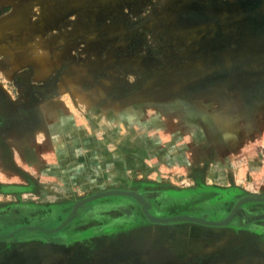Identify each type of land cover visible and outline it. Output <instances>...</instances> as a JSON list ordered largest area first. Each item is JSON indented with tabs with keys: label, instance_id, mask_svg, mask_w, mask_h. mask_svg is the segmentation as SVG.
Instances as JSON below:
<instances>
[{
	"label": "rangeland",
	"instance_id": "374dc122",
	"mask_svg": "<svg viewBox=\"0 0 264 264\" xmlns=\"http://www.w3.org/2000/svg\"><path fill=\"white\" fill-rule=\"evenodd\" d=\"M0 119V264H264V0H0Z\"/></svg>",
	"mask_w": 264,
	"mask_h": 264
},
{
	"label": "water",
	"instance_id": "95a60500",
	"mask_svg": "<svg viewBox=\"0 0 264 264\" xmlns=\"http://www.w3.org/2000/svg\"><path fill=\"white\" fill-rule=\"evenodd\" d=\"M110 195H123V196H131L136 198L143 206V212L145 214V216L148 218V220H150L151 222H156V223H166L170 220L172 221H187V222H192V223H197V224H201V225H207V226H215V227H220V226H224L226 225L237 213V209L240 205L247 203V202H253V201H263L264 199H259V198H245L243 200H241L237 207L234 209V211L232 212V214L226 218L225 220L221 221V222H206V221H202V220H198V219H194V218H189V217H176V218H172V219H156L152 216H150V214H148L147 212V205L145 204L144 201H142V199L138 196H135L132 193H127V192H119V191H110V192H105V193H101V194H97L94 195L86 200H83L81 202H79L78 204H76L73 208V214L76 213V210L79 206H81L84 203H87L89 201H92L96 198L102 197V196H110Z\"/></svg>",
	"mask_w": 264,
	"mask_h": 264
},
{
	"label": "flooded vegetation",
	"instance_id": "af4514ba",
	"mask_svg": "<svg viewBox=\"0 0 264 264\" xmlns=\"http://www.w3.org/2000/svg\"><path fill=\"white\" fill-rule=\"evenodd\" d=\"M5 12H6L5 10L2 11V15H1V16H4V15H5ZM0 121H1V119H0ZM0 125H2L1 122H0ZM0 131H1V129H0ZM262 202H263V201H262ZM145 204H146V203H145ZM146 205H147V204H146ZM237 212H238V211H237ZM237 212H236V213H237ZM156 219H157V218H156ZM153 223H156V222H153ZM161 224H163V223H161ZM205 226H207V225H205Z\"/></svg>",
	"mask_w": 264,
	"mask_h": 264
},
{
	"label": "bare ground",
	"instance_id": "6f19581e",
	"mask_svg": "<svg viewBox=\"0 0 264 264\" xmlns=\"http://www.w3.org/2000/svg\"><path fill=\"white\" fill-rule=\"evenodd\" d=\"M110 192V191H109Z\"/></svg>",
	"mask_w": 264,
	"mask_h": 264
}]
</instances>
